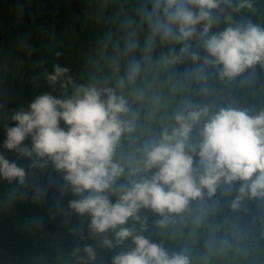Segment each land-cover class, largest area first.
Listing matches in <instances>:
<instances>
[{
    "label": "trees",
    "instance_id": "obj_1",
    "mask_svg": "<svg viewBox=\"0 0 264 264\" xmlns=\"http://www.w3.org/2000/svg\"><path fill=\"white\" fill-rule=\"evenodd\" d=\"M154 0H0V155L25 170L11 180L0 174V244L8 247L22 264H40L30 259L42 255L41 264H114L117 255L134 250L133 237L117 243L119 227L132 230L164 248L171 256L182 253L189 264H264V206L257 197L240 196L244 181L223 180L215 194L203 189L202 197L190 199L180 213L164 215L142 207L137 221L129 218L117 229L95 232L90 215H80L70 207L76 195L51 159L31 158L19 150L6 147V127L16 126L12 116L29 111L39 96L72 98L75 87L94 86L113 89L128 100L129 112L122 119L134 124L135 131L125 132L116 147L114 160L125 171L107 195L114 204L122 185L129 183V169L147 142H155L164 128L176 126L175 116L207 107L208 114L193 125L188 140L194 159V175L203 172L199 156L190 146L202 139L205 123L228 105L206 93L196 83L197 65L208 57L202 47V24L192 38V48L174 64L163 67L162 57L170 50L180 52L181 44L153 35L147 18ZM221 4L246 28L248 24L264 29V0H230ZM243 5V7H241ZM162 7V6H161ZM157 17L153 16V20ZM231 27L213 12L209 36ZM192 53L198 55L192 59ZM141 71L132 82L128 73L134 64ZM59 66L67 72L55 83L48 80ZM211 67L207 79L235 94L244 102L249 116L264 112V62L257 63L234 79L221 78L219 69ZM69 79L71 83H69ZM123 82V86H121ZM101 98L107 95L102 91ZM8 110L5 119L1 114ZM65 131L69 126L60 121ZM21 147L31 149V136ZM198 151V149H197ZM34 162H37L36 166ZM43 163V166H39ZM150 173H140L137 181ZM237 203L236 207L233 204ZM163 221V223H161ZM112 241V247L103 240ZM91 246L95 259L86 247Z\"/></svg>",
    "mask_w": 264,
    "mask_h": 264
},
{
    "label": "clouds",
    "instance_id": "obj_2",
    "mask_svg": "<svg viewBox=\"0 0 264 264\" xmlns=\"http://www.w3.org/2000/svg\"><path fill=\"white\" fill-rule=\"evenodd\" d=\"M221 2L230 0H154L152 13L147 14L153 33L149 42H154L158 36L161 41L172 40L182 45L179 53L173 49L170 57L161 58L163 67L189 53L192 48L189 41L196 36L200 24V35L204 38L202 47L214 57L213 65H223L219 69L221 78L234 79L247 68L264 62V29L258 26L248 24L243 31L228 27L209 36L213 10ZM153 16L157 18L153 20ZM192 59L197 60L198 55L192 53ZM140 71V65L134 64L128 78L134 82ZM66 72L67 69L57 66L55 75H49L48 80L55 83ZM74 87L72 98L61 100L45 94L31 103L29 111L16 112L12 116L16 126L5 125V145L10 150L19 149L29 158L35 153L42 160L51 159L58 170L66 172L65 179L72 185L74 194L87 192L83 198L70 201V207L82 216L90 215L95 232L117 229L130 217L139 221L138 212L142 207H150L161 215L166 211L180 213L190 199L202 197L203 189L206 188L209 195L215 194L222 180L229 185L237 180L245 182L239 189L237 202L246 193L264 197V112L249 116L228 108L211 116L204 125L201 141L190 146L203 167L197 180L187 142L193 125L208 114V108L203 107L187 115L178 113L176 126L171 131L164 128L155 142L149 141L146 147L139 149L142 155L136 159V167L129 169V183L121 186L119 199L113 204L106 193L125 171L124 166L114 160L116 147L125 132L135 131L131 121L122 119L129 112L128 100L113 89ZM102 91L107 95L106 100L101 98ZM7 115L8 110H5L1 117L5 119ZM61 120L69 126L67 131L60 127ZM29 136L31 149L21 147ZM36 164L34 162L33 166ZM153 169L156 171L151 178L145 175L139 181L132 179ZM0 174L9 180L19 177L23 182L25 170L0 155ZM254 174L255 179H252ZM236 206L234 203L233 207ZM115 236L117 243L133 237L137 247L117 255L114 264H189L186 255L170 256L164 248L142 235H134L129 228L119 227ZM103 244L112 247V241L107 238ZM85 251L95 259L91 246Z\"/></svg>",
    "mask_w": 264,
    "mask_h": 264
},
{
    "label": "water",
    "instance_id": "obj_3",
    "mask_svg": "<svg viewBox=\"0 0 264 264\" xmlns=\"http://www.w3.org/2000/svg\"><path fill=\"white\" fill-rule=\"evenodd\" d=\"M222 20L226 21L232 28L239 29L243 31L245 28L241 25L239 20H237L221 3L219 6L213 10ZM214 57L208 56L207 60H202L196 67L194 72V77L196 83L200 88H202L206 93L219 98L224 101L229 108L235 111H242L248 114L246 105L242 100H240L235 94L217 86L213 82L207 79L208 70L216 65L211 63ZM255 175L252 179H255ZM250 182V181H249ZM264 206V197H257Z\"/></svg>",
    "mask_w": 264,
    "mask_h": 264
},
{
    "label": "flooded vegetation",
    "instance_id": "obj_4",
    "mask_svg": "<svg viewBox=\"0 0 264 264\" xmlns=\"http://www.w3.org/2000/svg\"><path fill=\"white\" fill-rule=\"evenodd\" d=\"M30 259L41 264L42 255L37 254L31 256ZM0 264H22V261L17 259L15 255L11 254V251L7 246L0 244Z\"/></svg>",
    "mask_w": 264,
    "mask_h": 264
}]
</instances>
